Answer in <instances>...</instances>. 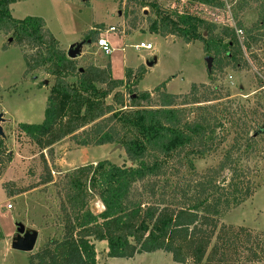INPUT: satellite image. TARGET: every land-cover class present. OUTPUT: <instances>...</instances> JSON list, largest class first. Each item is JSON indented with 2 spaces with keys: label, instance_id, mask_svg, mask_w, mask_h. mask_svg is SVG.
I'll list each match as a JSON object with an SVG mask.
<instances>
[{
  "label": "trees",
  "instance_id": "obj_1",
  "mask_svg": "<svg viewBox=\"0 0 264 264\" xmlns=\"http://www.w3.org/2000/svg\"><path fill=\"white\" fill-rule=\"evenodd\" d=\"M127 1L143 9L151 7V33L176 36L186 43L201 41L220 69L238 68L241 62L246 65L244 48L264 34L255 30L264 26V0L237 4L240 12L252 4L259 10V23L253 27L237 22V28L245 31L243 44L236 29L217 31L216 24L187 10L177 7L173 11L158 0ZM190 1L225 6L222 0ZM16 2L0 0V34H11L23 50L26 75L42 70L54 78L43 121L18 123L17 137L27 136L41 151L67 137L79 147L120 144L130 162L119 165L103 159L63 175L57 185L62 232L30 253L29 264H97L96 241H106L111 258L164 251L182 264H264V234L253 237L245 227L222 221L257 191L258 185L249 176L255 168L256 175L261 169L258 165L250 169L243 162L259 144L257 138L264 141V114L254 128L243 123L242 133L218 163L200 172L196 163L217 152L234 132L239 133L238 123L226 110L197 106L212 99L197 96L196 84L183 97L167 92L165 83L137 90L145 75L142 66L127 69L123 79L112 76L110 65L81 67L79 58L67 56L43 18L14 17L11 6ZM97 32L90 30L85 40L94 43ZM193 111L197 116L190 119ZM6 149V139L0 136V155ZM43 158L46 177L36 186L17 189L16 194L54 181ZM94 200L104 207L99 213L91 208Z\"/></svg>",
  "mask_w": 264,
  "mask_h": 264
},
{
  "label": "rangeland",
  "instance_id": "obj_2",
  "mask_svg": "<svg viewBox=\"0 0 264 264\" xmlns=\"http://www.w3.org/2000/svg\"><path fill=\"white\" fill-rule=\"evenodd\" d=\"M158 1L173 11L178 7L216 24L217 31L230 27L236 29L237 33L238 21H242L246 28L259 23L256 6L252 4L251 8L240 12L237 9L240 0H222L225 4L222 8L190 0ZM127 3V0H17L11 6V11L16 18H43L66 51L71 44L85 41V54L79 58L81 67L91 63L99 67L110 65L112 76L123 79L127 69H137L143 64L145 75L135 86L137 90H152L165 83L167 92L183 97L190 95L193 84H196L197 96H210L209 99H212L197 106L216 105L218 110H226V115L238 123L239 133L234 132L218 147L217 152L196 163L200 172L215 166L236 135L242 133L243 123L254 128L263 119L264 34L260 41L250 44V48L244 46L243 61H246V65L241 62L238 68L227 65L220 69L214 64V57L206 53L201 41L186 43L176 36L164 38L151 33L148 29L149 20L154 19L151 7L143 9ZM133 20L135 27L131 25ZM112 26L116 27V31L110 30ZM90 30L98 31L99 37L102 35L107 39L111 54L102 52L96 41L88 43L85 40ZM241 30L242 33L237 35L243 44L245 31ZM255 30L264 33V26ZM10 37L12 41H9ZM141 42L151 43L152 48H136ZM206 56L212 57L210 70ZM148 62L152 65H148ZM25 71L21 47L11 34H0V110L6 119L2 126L7 147L6 152L0 155V264H29L30 253L35 252L47 238L61 234L62 216L57 185L67 171L103 159L119 165L124 162L130 164L123 148L114 145L79 147L67 137L50 149L41 151L27 136L22 135L19 139L15 132L18 123L38 124L43 121L47 96L54 81L42 70L28 75ZM126 93L125 97L130 101ZM214 97H219V100H214ZM187 107L194 108L191 105ZM196 116L197 113L193 111L190 119ZM257 139L259 144L249 152L248 160L243 162L250 169L256 165L261 169L256 175L255 168L249 176L258 185L257 191L253 198L230 210L222 219L236 227H245L253 237L264 234V141L261 137ZM43 155L54 181L30 189L28 193L16 194L17 189L36 186L46 177ZM9 156L11 161H8ZM226 177H229V173ZM8 182L11 185L5 187L4 184ZM9 203L12 209L7 208ZM91 208L95 213L104 209L99 200L92 201ZM20 222L38 231L32 252L15 250L11 246ZM96 250L97 264H182L175 262L172 255L164 251L138 254L134 258H111L107 256L106 241H96Z\"/></svg>",
  "mask_w": 264,
  "mask_h": 264
},
{
  "label": "water",
  "instance_id": "obj_3",
  "mask_svg": "<svg viewBox=\"0 0 264 264\" xmlns=\"http://www.w3.org/2000/svg\"><path fill=\"white\" fill-rule=\"evenodd\" d=\"M9 41H12L11 37L9 38ZM88 43H90V40H88ZM84 45H85V41L71 44L66 51L67 56L71 59L78 58L82 53V48ZM205 60L207 62V67L210 70L212 67V57L206 56ZM147 64L152 65L151 62H148ZM47 83L48 81H46V84ZM5 121L6 119L4 117V113L0 110V136L4 139H6V134L4 132L2 124ZM117 146L120 148L122 147L120 144ZM37 239H38V231L33 228H27L22 222H20L17 224L16 234L12 238L11 246L15 250H19L23 252H32L35 249Z\"/></svg>",
  "mask_w": 264,
  "mask_h": 264
},
{
  "label": "built area",
  "instance_id": "obj_4",
  "mask_svg": "<svg viewBox=\"0 0 264 264\" xmlns=\"http://www.w3.org/2000/svg\"><path fill=\"white\" fill-rule=\"evenodd\" d=\"M110 30L112 31H116V27L112 26L110 27ZM238 33H242V30L241 29H238L237 30V34ZM239 36V35H238ZM96 44L97 46L101 49L102 52H104L105 54H111L112 52V49L110 48L109 44H108V41L106 38H104L103 36H100L97 41H96ZM136 48H145V49H151L152 48V44L151 43H144V42H141L139 43L138 45L135 46ZM7 208L8 209H12V204L9 203L7 205Z\"/></svg>",
  "mask_w": 264,
  "mask_h": 264
},
{
  "label": "crops",
  "instance_id": "obj_5",
  "mask_svg": "<svg viewBox=\"0 0 264 264\" xmlns=\"http://www.w3.org/2000/svg\"><path fill=\"white\" fill-rule=\"evenodd\" d=\"M102 36V35H101ZM96 44V43H95ZM97 45V44H96ZM66 50V49H65ZM101 50V49H100ZM85 51H84V46H83V48H82V53H81V55L78 57V58H81L82 56H83V54H85L84 53ZM141 65H143V64H140L139 66H141ZM138 66V67H139ZM138 67H136V68H138ZM132 68H134V67H132ZM30 191V190H29ZM29 191H27V192H25V193H28ZM25 193H23V194H25Z\"/></svg>",
  "mask_w": 264,
  "mask_h": 264
}]
</instances>
